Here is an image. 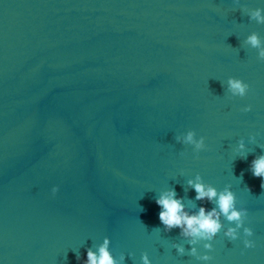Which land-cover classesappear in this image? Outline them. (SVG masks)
<instances>
[{
  "label": "water",
  "instance_id": "obj_1",
  "mask_svg": "<svg viewBox=\"0 0 264 264\" xmlns=\"http://www.w3.org/2000/svg\"><path fill=\"white\" fill-rule=\"evenodd\" d=\"M257 9L264 0H0V264H85L105 236L123 264L145 252L202 264L156 204L174 189L190 213L216 207L196 199L197 175L231 188L257 241L228 240L221 216L209 264H264ZM233 76L246 97L232 96ZM188 131L207 149L177 141Z\"/></svg>",
  "mask_w": 264,
  "mask_h": 264
},
{
  "label": "clouds",
  "instance_id": "obj_2",
  "mask_svg": "<svg viewBox=\"0 0 264 264\" xmlns=\"http://www.w3.org/2000/svg\"><path fill=\"white\" fill-rule=\"evenodd\" d=\"M252 19L264 23V9H257L252 14ZM247 43L253 48L259 49V56L264 59V43L258 34L253 33L248 36ZM227 83L233 97H246L249 94L250 85L245 80L233 76L228 79ZM251 110V104L242 109L244 112ZM177 141L194 145L197 153L206 150L208 147L206 138L204 136L197 137L195 131H188L186 135L178 136ZM240 148H244L243 141L240 142ZM251 171L255 177L261 178V188L264 189V155L252 161ZM188 183L194 188L197 200L214 201L216 207L209 210L207 207L201 206L198 212L190 213L183 202V198H178L174 189L162 193L157 198L156 204L161 208L159 219L166 229L170 231L173 228H180L181 234L190 238L189 242L193 245L190 254L197 261L202 262V264H209L213 260L211 253L215 247L214 241L224 227L221 216L226 217L230 222H234V226L223 231L228 240L232 242L242 240L245 249H253L257 246V241L254 239L255 230L250 223H246L249 210L247 207H237L236 194L230 187L220 191L212 184L205 183L200 175H197L194 180L190 179ZM59 190V185L51 189L53 194ZM198 244L202 245L203 251H201V246L199 248L195 246ZM110 245L111 237L105 236L98 251L89 248L85 264H123L124 255L121 254L117 259L111 251ZM176 247L180 254H184L185 249L182 245H176ZM142 264H153L146 252L142 256Z\"/></svg>",
  "mask_w": 264,
  "mask_h": 264
}]
</instances>
